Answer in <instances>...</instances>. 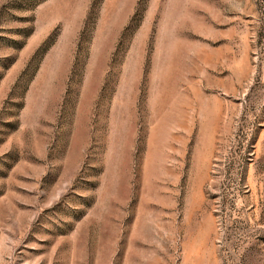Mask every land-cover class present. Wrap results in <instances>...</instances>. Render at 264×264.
Wrapping results in <instances>:
<instances>
[{"label": "rangeland", "instance_id": "374dc122", "mask_svg": "<svg viewBox=\"0 0 264 264\" xmlns=\"http://www.w3.org/2000/svg\"><path fill=\"white\" fill-rule=\"evenodd\" d=\"M0 264H264V0H0Z\"/></svg>", "mask_w": 264, "mask_h": 264}]
</instances>
